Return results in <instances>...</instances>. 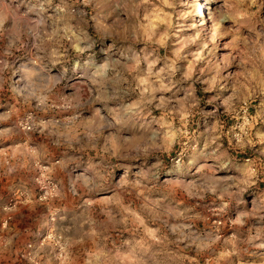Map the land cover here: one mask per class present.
I'll return each instance as SVG.
<instances>
[{
	"label": "clouds",
	"instance_id": "clouds-1",
	"mask_svg": "<svg viewBox=\"0 0 264 264\" xmlns=\"http://www.w3.org/2000/svg\"><path fill=\"white\" fill-rule=\"evenodd\" d=\"M0 264H264V0H0Z\"/></svg>",
	"mask_w": 264,
	"mask_h": 264
}]
</instances>
